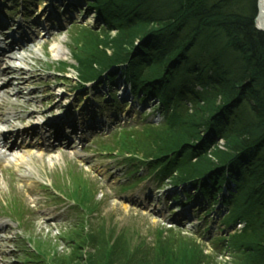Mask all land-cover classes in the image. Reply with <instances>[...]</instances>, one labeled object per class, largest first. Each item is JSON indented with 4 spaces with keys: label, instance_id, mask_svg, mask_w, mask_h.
<instances>
[{
    "label": "trees",
    "instance_id": "16d2710c",
    "mask_svg": "<svg viewBox=\"0 0 264 264\" xmlns=\"http://www.w3.org/2000/svg\"><path fill=\"white\" fill-rule=\"evenodd\" d=\"M90 6L104 29L83 34L78 67L88 80L121 69L134 95L157 100L163 116L158 125L117 129L107 150L161 183L190 186L219 203L220 225L244 224L227 240L217 238L229 247L231 264H264V32L255 29L256 0H93ZM112 30L116 38L108 36ZM219 141L223 149L211 150ZM77 191V206L91 215L90 193ZM80 220L64 237L69 255L51 257L42 244L31 254L36 264H206L209 258L189 246L192 237L162 230L154 247L124 232L101 248L87 219Z\"/></svg>",
    "mask_w": 264,
    "mask_h": 264
},
{
    "label": "rangeland",
    "instance_id": "374dc122",
    "mask_svg": "<svg viewBox=\"0 0 264 264\" xmlns=\"http://www.w3.org/2000/svg\"><path fill=\"white\" fill-rule=\"evenodd\" d=\"M73 2L81 8L80 11ZM0 17L9 22L5 25L7 31L21 25L29 37H35L26 49L18 51V55L25 56V61L12 62L28 80L20 86L13 79V85L6 88L12 94L18 88L22 92L21 97L11 96L10 104L4 109L12 125L19 128L12 117L14 113L25 116L37 109L41 113H37L30 122H38L46 115H52L49 117L54 119L57 112L67 116L69 113L78 129L83 127L86 131L80 144L72 139L68 149L58 146L47 154L36 150L40 148L35 144L37 139H27L31 144H26L27 141L21 144L17 140L19 149L1 159L0 217H3L2 223L9 227L1 233L5 239L0 241V264H28L20 249L42 244L43 250L51 257L55 258V253L69 255L71 248L63 236L74 232L73 224L82 219L83 213L68 210V202L57 200L55 192H63L73 198L71 194H75V190L81 194L82 191L90 193V201L86 205L96 210L83 216L86 223L89 222L85 225L87 231H92L93 236L101 241V248L119 241L116 237L124 232L125 237L133 233L134 237L137 235L154 247L152 242L159 230L172 231L189 239L192 237L195 242L190 239L189 246L197 245L203 250L209 257L206 264H231L233 256H230L229 247L217 238L234 232L229 230L230 226L224 228L219 224V203L212 205V200L202 198L190 187L181 189L171 184L159 185L158 179H154L155 174L149 176L146 168L127 175L129 165L120 164L122 158L116 157L115 152H100L101 146L107 144L110 148L112 140L118 138L112 139L113 126H132L143 121L159 124L162 115L154 99L148 98L144 102L133 98L121 77L112 83L101 78L96 89L85 86L88 78L75 59L84 57L86 53L82 48L83 34L89 29L99 34L104 29L96 9L87 8L81 0H0ZM10 21L15 25H10ZM108 34L111 38L117 37L114 30ZM105 89L110 91V95L103 99ZM50 90L60 99L55 108L52 105L56 97L47 99ZM114 91L118 93L114 94ZM30 99H34L35 104L28 109L10 108L11 104L23 105ZM94 118L103 120V123L94 124L99 126V130L86 129ZM4 126L8 127L0 124V128L4 129ZM216 147L223 149L224 142L219 141L211 150ZM22 152L30 153L34 159H18ZM18 202L21 218L11 211ZM100 226L107 231L105 238L101 237L103 231L97 233ZM219 227L224 233L219 232ZM225 238L227 240L228 236ZM97 252L100 254L95 259L102 262L104 254L101 258L99 256L104 251Z\"/></svg>",
    "mask_w": 264,
    "mask_h": 264
},
{
    "label": "bare ground",
    "instance_id": "6f19581e",
    "mask_svg": "<svg viewBox=\"0 0 264 264\" xmlns=\"http://www.w3.org/2000/svg\"><path fill=\"white\" fill-rule=\"evenodd\" d=\"M261 6H260V22H261V25L262 27L264 28V0H261ZM258 26L260 27V24H258ZM19 28V27H18ZM47 35L50 37L51 34L47 32ZM25 45H22V47H20V49L24 48ZM10 50L12 49V47L9 48ZM11 54L7 55L6 53L4 54V56L7 55V61L5 62L6 65L5 67H0V76L3 74V75H7V73H10L12 72L13 70H15V67H11V65L9 66V63L12 62V61H16L18 60V62H21L23 63V61H25V56L24 55H21L19 56V58L16 57L15 55V52H13L12 54V51L10 52ZM64 54V53H63ZM63 56V55H62ZM19 73L21 74L18 78L20 79L19 80V84L20 86L24 85V83H26V81H28L27 79L24 78V75H22L23 73L21 71H19ZM12 83V80L11 79H8V80H3L2 83L0 84V124H4V123H9L10 122V117L7 116L8 112H4V109L7 105L10 104V98H11V95L8 94V91L6 90L7 87H11V84ZM21 90L18 88L16 90V92L14 93L15 96L17 97H21ZM47 99H54L56 96H55V93H52V91L50 90L49 92H47ZM46 99V100H47ZM59 102H60V99H58L56 97V100L53 102V105H52V108H55L57 107V105H59ZM35 104V101L34 99H30L28 101H25V103L23 105H18V104H11V109L14 110L15 108L17 107H21L22 109H28L29 107L31 106H34ZM52 110V109H50ZM37 113H41L40 111H37V109L35 111H30L28 112L25 116H20L18 115L17 113H14L12 115V117H15V119H17L19 122L21 123H24L25 121H27L28 119H32L36 116ZM36 127V126H34ZM5 133H9L7 136L3 137V139L6 141H9L11 142L12 141V137L15 136V134H17L16 131H14L13 129H9V130H4V131H0V136L4 135ZM9 139V140H8ZM4 142V143H5ZM2 143L0 142V147H2ZM9 149H14V144L11 143L10 144V147ZM8 150V149H7ZM7 151L5 150L4 154H3V158H5L6 155H9L10 153H6ZM27 157H30V158H33V156L30 155V153L28 154L27 153H21L19 155V159L20 160H26L25 158ZM34 159V158H33ZM7 226H1L0 227V232L3 231L4 229H6Z\"/></svg>",
    "mask_w": 264,
    "mask_h": 264
},
{
    "label": "water",
    "instance_id": "95a60500",
    "mask_svg": "<svg viewBox=\"0 0 264 264\" xmlns=\"http://www.w3.org/2000/svg\"><path fill=\"white\" fill-rule=\"evenodd\" d=\"M261 0H256V9H257V11H256V15H255V18H254V20H255V28L257 29V30H260L261 32H264V28L262 27V25H261V22H260V11H261V9H260V6H261ZM258 24H260V27L258 26Z\"/></svg>",
    "mask_w": 264,
    "mask_h": 264
}]
</instances>
